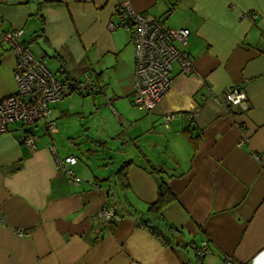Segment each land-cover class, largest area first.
<instances>
[{
	"label": "crops",
	"instance_id": "1",
	"mask_svg": "<svg viewBox=\"0 0 264 264\" xmlns=\"http://www.w3.org/2000/svg\"><path fill=\"white\" fill-rule=\"evenodd\" d=\"M119 1L0 0V99L17 88L3 40L13 29L60 80L78 86L88 73L96 85L52 105L57 132L38 122L36 148L20 139L19 123L0 133V264H264V0H133L165 27L191 30L195 72L176 66L150 111L133 103L132 36L108 26L121 21ZM233 85L245 88L248 111L208 97ZM68 155L80 183L58 164ZM127 161L124 195L115 174ZM153 166L178 198L162 211L180 230L170 246L130 216H97L118 197L139 210L155 202Z\"/></svg>",
	"mask_w": 264,
	"mask_h": 264
},
{
	"label": "built area",
	"instance_id": "2",
	"mask_svg": "<svg viewBox=\"0 0 264 264\" xmlns=\"http://www.w3.org/2000/svg\"><path fill=\"white\" fill-rule=\"evenodd\" d=\"M117 12L121 21L110 22L109 29L123 28L128 31L135 46V81L133 90V103L147 110H153L169 93L175 67L178 66L183 75H192L195 72V61L188 51V40L191 35L189 28H168L162 20L149 18L137 11L133 0H120ZM253 19L257 15H252ZM24 30L13 29L3 33V40L7 42L16 56L14 79L16 91L0 99V133L9 131L10 126L19 123L21 140L32 149L36 148L38 137L33 128L38 122H44L50 134L57 132L58 126L52 118V105L63 100L70 92L69 84L60 80L48 65L44 55L36 56L23 41ZM86 81L78 88H95L90 74H85ZM208 97L228 109L230 106L239 107L248 111L250 103L245 88L233 85L222 93L210 92ZM173 116L168 114L165 119L166 126ZM243 139L242 142H246ZM56 154V147L50 146ZM58 164L71 167L64 168L75 182L80 183L81 178L75 175L72 166L78 163V158L68 155L61 159L57 157ZM104 221L115 217V210L110 206H103L97 215ZM19 234L28 235L29 231L19 230ZM210 249L206 241L202 242L201 253L207 254ZM223 264H237L231 257H226Z\"/></svg>",
	"mask_w": 264,
	"mask_h": 264
},
{
	"label": "trees",
	"instance_id": "3",
	"mask_svg": "<svg viewBox=\"0 0 264 264\" xmlns=\"http://www.w3.org/2000/svg\"><path fill=\"white\" fill-rule=\"evenodd\" d=\"M62 81L69 84L70 92L75 88H78L75 83L71 82L72 79L69 76H65ZM130 165L131 161L123 163L115 174L119 189L124 195L130 188L127 181V170ZM152 170L161 175V182L158 189L157 200L149 204L146 210H139L130 203L120 206L119 203L123 202V200H121L119 197L117 198V202H113L114 204L111 203L110 206L114 208L115 216L127 215L132 217L138 226L149 230L164 245L170 246L173 245V241L177 238L176 232L180 230L173 227L172 225H169L165 221L162 211L171 203L175 202L178 198L169 186L167 179L162 176L163 171L161 169H156L154 166L152 167Z\"/></svg>",
	"mask_w": 264,
	"mask_h": 264
},
{
	"label": "rangeland",
	"instance_id": "4",
	"mask_svg": "<svg viewBox=\"0 0 264 264\" xmlns=\"http://www.w3.org/2000/svg\"><path fill=\"white\" fill-rule=\"evenodd\" d=\"M97 128L100 129L101 130V133H102V131L105 128H109V126L106 125V122L104 120H102V121L100 120L99 124L97 123ZM112 145H117V144L116 143L115 144L112 143ZM99 150H100L99 154H101L102 150L101 149H99Z\"/></svg>",
	"mask_w": 264,
	"mask_h": 264
}]
</instances>
